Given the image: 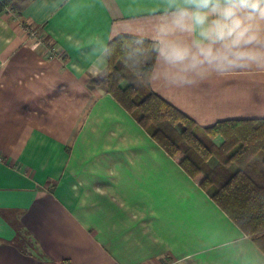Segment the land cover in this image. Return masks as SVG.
<instances>
[{
  "label": "crops",
  "instance_id": "0c3cea01",
  "mask_svg": "<svg viewBox=\"0 0 264 264\" xmlns=\"http://www.w3.org/2000/svg\"><path fill=\"white\" fill-rule=\"evenodd\" d=\"M150 2L0 11V264H240L225 239L244 232L89 71L91 41ZM150 88L200 127L264 119V72Z\"/></svg>",
  "mask_w": 264,
  "mask_h": 264
},
{
  "label": "clouds",
  "instance_id": "9594fccd",
  "mask_svg": "<svg viewBox=\"0 0 264 264\" xmlns=\"http://www.w3.org/2000/svg\"><path fill=\"white\" fill-rule=\"evenodd\" d=\"M91 71L116 57L141 82L179 92L241 72H264V0H151L123 35L91 41ZM240 264H264L244 233L225 239Z\"/></svg>",
  "mask_w": 264,
  "mask_h": 264
},
{
  "label": "trees",
  "instance_id": "16d2710c",
  "mask_svg": "<svg viewBox=\"0 0 264 264\" xmlns=\"http://www.w3.org/2000/svg\"><path fill=\"white\" fill-rule=\"evenodd\" d=\"M11 4L0 0V11ZM106 72L107 91L264 252V119L200 127L119 57ZM212 156L218 161L214 167L208 165Z\"/></svg>",
  "mask_w": 264,
  "mask_h": 264
},
{
  "label": "rangeland",
  "instance_id": "374dc122",
  "mask_svg": "<svg viewBox=\"0 0 264 264\" xmlns=\"http://www.w3.org/2000/svg\"><path fill=\"white\" fill-rule=\"evenodd\" d=\"M17 1V3L19 2V1H21V0H16ZM13 4H15V3H13ZM105 79V78H104ZM102 80V79H101ZM127 84V82H124L123 83V85L125 86Z\"/></svg>",
  "mask_w": 264,
  "mask_h": 264
}]
</instances>
